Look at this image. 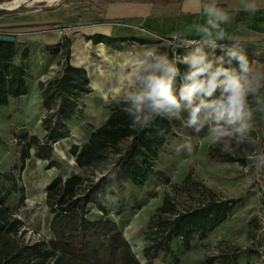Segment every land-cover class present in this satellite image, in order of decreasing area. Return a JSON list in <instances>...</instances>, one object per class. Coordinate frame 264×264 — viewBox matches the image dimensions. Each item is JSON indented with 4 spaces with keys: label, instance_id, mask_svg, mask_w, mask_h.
<instances>
[{
    "label": "rangeland",
    "instance_id": "1",
    "mask_svg": "<svg viewBox=\"0 0 264 264\" xmlns=\"http://www.w3.org/2000/svg\"><path fill=\"white\" fill-rule=\"evenodd\" d=\"M12 0L2 3L7 5ZM56 0L54 2H35L26 6L20 13L13 14L0 8V17L13 21L15 16H27L39 18L48 23L47 30H51L52 36L61 33V42L69 40L70 62L83 66L88 71L90 81H99L102 76L109 75L112 71L122 70L125 64L136 54L147 48H154L169 56L170 59L179 61L184 50L178 44L187 36L178 32V19L170 16L171 8L168 0H150L153 11L145 14V1L138 0ZM172 3H176L173 1ZM173 9V8H172ZM176 10V9H175ZM171 12V10H170ZM55 13V17H51ZM99 27L121 30V36H133L137 40L127 43L123 50H114L102 43L93 44L87 40L92 30ZM52 45H55L52 43ZM51 46V45H50ZM29 55V49L24 48ZM23 49V50H24ZM75 50L79 55H74ZM50 60L56 65L51 72L44 73L40 80L49 82L55 78L62 69L65 59L61 53L49 52ZM24 57V56H23ZM24 59V58H23ZM26 59V58H25ZM61 61L58 64V61ZM55 61V62H54ZM33 62H28V77L37 78L34 74ZM182 64L178 66L181 67ZM37 66V65H36ZM92 84V83H91ZM124 88L126 82L123 81ZM92 91L78 101V116L69 123L72 130L71 136L56 143L53 160L58 167H48V163L32 156L23 165L20 161V147L17 145V137L26 132L42 136L41 119L45 110L40 107L35 119L31 121L24 110V103L16 100L10 105L0 107V162L4 164L0 173H11L13 181L6 180L0 175V190L3 194L8 191L6 206L12 213L24 222L25 230L22 238L26 241L40 237L50 238L49 222L53 216L45 203V195L42 197L39 186L45 181H52L58 175L68 177L72 172L90 175L95 179L103 176V173L114 166L120 154H112L106 162L103 170L93 174L82 172L74 165L69 166L67 161L71 156L69 149L86 140L90 133L98 126L104 124L110 114V108L122 101L121 96L111 93L101 101L93 104L94 87ZM97 107V108H96ZM40 119V128L36 119ZM175 120V119H174ZM174 129L175 136L167 139L166 144L159 152V157L154 165L155 173L143 186H136L131 182L117 181L114 177L110 184L101 192L106 212L99 211L95 206H90L88 218L91 220L109 219L122 227L125 218L132 212L139 210L148 201H159L155 207L162 205L165 194L175 196L172 185L184 181L190 171L192 178L203 185L215 190L228 198H241L236 204L226 225V239L199 238L192 239L190 246L186 247L181 239L174 238L169 243L175 257L159 251L152 264H206L207 257L218 254L223 249L239 248L240 253L246 254L248 264H264V165L259 168L249 159L246 166L234 162H214L209 159L208 147L211 143L202 133L199 136L191 129L184 128L179 120ZM261 140V138L259 139ZM189 141L193 150L189 154L184 150L178 151V147ZM130 141L121 144L122 152L127 149ZM58 149V150H57ZM258 163L264 164V156ZM179 175L176 177V175ZM168 178V181L166 180ZM23 188L25 198L20 201ZM46 194V191H45ZM181 203L185 195L176 194ZM141 227L139 241L144 248L148 245L146 230L150 217ZM135 248V247H134ZM251 254L250 256L247 254ZM137 255V254H136ZM256 263L251 262L256 256ZM177 258V262H175ZM250 260V261H249ZM145 263L148 262L145 260Z\"/></svg>",
    "mask_w": 264,
    "mask_h": 264
},
{
    "label": "trees",
    "instance_id": "2",
    "mask_svg": "<svg viewBox=\"0 0 264 264\" xmlns=\"http://www.w3.org/2000/svg\"><path fill=\"white\" fill-rule=\"evenodd\" d=\"M7 0H0V3ZM93 44H104L114 50H123L127 43L142 42L127 37H111L104 34L88 36ZM15 42L0 41V106L28 93L27 71L14 63ZM69 40L48 47L52 54L61 53L65 59L59 74L49 82L40 81L45 114L42 128L45 135L26 132L17 137L20 147V161L24 165L34 156L49 161L48 167H58L53 160L54 144L71 136L70 122L78 116V101L92 91L88 71L83 66L70 62ZM253 61L264 63V49L240 46ZM219 55V52H217ZM27 56V52H23ZM61 61H58L60 64ZM183 66V65H181ZM126 107L122 101L110 108L106 122L96 127L86 141L73 145L69 154L78 169L93 174L103 170L112 154L120 157L103 176L98 179L72 172L68 177L56 176L46 187L45 203L53 216L49 222L50 238L40 237L26 241L22 238L24 222L6 206L8 191L0 190V264H142L130 243L122 234L118 224L109 219L88 218L90 206L106 212L101 192L117 181L131 182L143 186L155 173L154 165L167 139L175 136L176 120L156 116L147 127L133 128ZM257 150L264 149V139L259 140L256 130L252 132ZM130 141L122 152L121 144ZM252 147L241 146L233 152H224L221 146L210 144L208 156L214 162H231L246 166L252 154ZM8 181L14 182L11 173H0ZM190 171L184 181L172 185L175 196L165 194L162 205L150 217L146 230L148 245L143 256L148 264L163 251L175 257L169 243L179 238L186 247L197 235L207 234L222 224L233 212L241 198H228L215 190L195 181ZM168 181V178H166ZM20 201L25 198L20 189ZM184 194V202L177 200L176 194ZM240 249H223L218 254L207 257L206 264H238ZM177 262V258H175Z\"/></svg>",
    "mask_w": 264,
    "mask_h": 264
},
{
    "label": "clouds",
    "instance_id": "3",
    "mask_svg": "<svg viewBox=\"0 0 264 264\" xmlns=\"http://www.w3.org/2000/svg\"><path fill=\"white\" fill-rule=\"evenodd\" d=\"M241 6L250 13L258 10L256 0H241ZM202 11L207 19L195 28L199 38L178 44L185 49L179 61L147 48L125 64L117 77V83L126 82L124 111L133 128L162 116L179 120L197 136L203 133L224 152L251 146L250 159L259 168L264 149L257 150L252 121L254 111H264V71L253 68L238 42L221 43V25L229 16L215 0ZM177 150L190 154L193 145L184 141Z\"/></svg>",
    "mask_w": 264,
    "mask_h": 264
},
{
    "label": "crops",
    "instance_id": "4",
    "mask_svg": "<svg viewBox=\"0 0 264 264\" xmlns=\"http://www.w3.org/2000/svg\"><path fill=\"white\" fill-rule=\"evenodd\" d=\"M138 0H131L130 3L137 2ZM142 1V0H141ZM145 1V14L148 15V11H153V4L150 0ZM170 1L171 8L169 9V15L175 16L178 19V32L187 36L199 37L195 30L197 25H203L206 22L207 17L202 11V6L205 4H210L213 0H168ZM176 1V3H172ZM216 5L224 10L229 16L227 23L221 25L224 30L225 40L221 43L228 44L231 41L238 42L239 46H253L257 48L264 49V0H256L258 10L254 13L246 12L242 9L241 0H215ZM173 8V9H172ZM176 9V10H175ZM171 10V12H170ZM13 21H8L5 18L0 17V34H12L16 37L15 40V56L14 63L17 65H22L27 71L26 82L28 87V92L30 89L28 77V62H33L36 65L33 66L34 74H36L35 81L37 87L39 88V82L44 73L51 72V67L55 66L52 63L49 56L48 47L61 42V33L57 36H52V31L47 30L48 22L45 20H40L39 18H28L27 16H15ZM49 24V23H48ZM104 34L111 37H127L136 39L133 36H121V30L109 29L106 27H99L90 32L89 36L94 34ZM24 48L29 49V55L23 57ZM24 49V50H23ZM24 58V59H23ZM26 58V59H25ZM55 62V61H54ZM58 63V62H57ZM71 64H73L71 62ZM75 65V64H73ZM77 66V65H75ZM79 66V65H78ZM252 66L255 70L264 71V63L253 61ZM40 98L41 104L43 106L41 89ZM28 94V93H27ZM26 94V95H27ZM17 98H10V105L12 101L20 100L21 103H25L24 96ZM23 99V100H22ZM6 106V105H5ZM2 107V106H0ZM42 123V121H41ZM253 127L257 132L258 138L264 139V111H254L253 114ZM43 129V128H42ZM43 133L42 138L45 135L44 130H40ZM72 133V130H71ZM87 140V139H86ZM84 140V141H86ZM83 141V142H84ZM81 142V143H83ZM56 144H54L55 147ZM34 154V153H33ZM38 159V158H37ZM41 160V159H39ZM49 163L47 160H43ZM230 216L222 224H220L213 231L209 232L204 239H209V241H215L216 239H226V225L228 223ZM264 246V245H263ZM251 255V254H247ZM256 256V255H255ZM257 256L251 259V262L256 263ZM246 254L243 252L239 253L237 257L238 264H248ZM250 261V260H249ZM206 263V262H205Z\"/></svg>",
    "mask_w": 264,
    "mask_h": 264
},
{
    "label": "bare ground",
    "instance_id": "5",
    "mask_svg": "<svg viewBox=\"0 0 264 264\" xmlns=\"http://www.w3.org/2000/svg\"><path fill=\"white\" fill-rule=\"evenodd\" d=\"M36 0H12L7 4L8 8L11 10H20L24 9L26 6L32 4ZM56 0H46V2H54ZM45 2V1H44ZM35 3V2H34ZM55 13H51V17H55ZM74 55H79V53L75 50ZM54 67H51V70H53ZM121 70L112 71L109 75L102 76L99 81H92L91 85L94 87V102L93 104H98L103 101L108 94H112L115 96L122 95V91L126 88H124L123 81H120L117 83V77L119 75ZM29 92L26 96H24V110L25 115L33 121L35 119L36 113L40 109L41 104V98H40V91L37 87L35 79H29ZM23 100V99H22ZM97 108V107H96ZM36 123L39 125L40 128V119H36ZM58 150V149H57ZM39 160V159H38ZM67 164L69 166L74 165L75 162L73 158L70 156ZM4 164L0 162V168H3ZM179 175V173L176 175V177ZM51 182V181H50ZM49 181H45L40 184L38 187L41 191L42 197L45 195L46 187L50 183ZM159 204V201H148L145 203L139 210H136L132 213H130L126 218L125 222L121 227V230L123 231V234L127 237V239L130 241V243H133L134 252L137 254L138 258L145 263V258L142 253V246L137 232L138 228L139 230L141 227L145 224L146 220L151 216L153 213L155 207Z\"/></svg>",
    "mask_w": 264,
    "mask_h": 264
},
{
    "label": "water",
    "instance_id": "6",
    "mask_svg": "<svg viewBox=\"0 0 264 264\" xmlns=\"http://www.w3.org/2000/svg\"><path fill=\"white\" fill-rule=\"evenodd\" d=\"M44 1H46V0H36V1H34V2H44ZM34 2H32V3H34ZM0 8L1 9H3V10H6L7 12H10V13H13V14H18V13H20L23 9H20V10H11V9H9L8 8V6L7 5H5L4 3H0ZM15 40H16V37L14 36V35H12V34H0V41H5V42H15ZM81 144V143H80ZM80 144H78V145H80ZM74 160V159H73ZM138 230H139V228H138ZM138 230H137V232H138ZM121 232H122V234H123V231L121 230ZM124 235V234H123ZM125 236V235H124ZM138 237H139V234H138ZM125 238L127 239V237L125 236ZM128 240V239H127ZM128 242L130 243V241L128 240ZM130 245H131V247H132V249H133V251H134V247H133V243L131 244L130 243ZM137 256V255H136ZM137 258H138V256H137ZM139 259V258H138ZM139 261L143 264V262L139 259Z\"/></svg>",
    "mask_w": 264,
    "mask_h": 264
},
{
    "label": "built area",
    "instance_id": "7",
    "mask_svg": "<svg viewBox=\"0 0 264 264\" xmlns=\"http://www.w3.org/2000/svg\"><path fill=\"white\" fill-rule=\"evenodd\" d=\"M198 38H199V37L183 38V39H181L180 42H185V43H187V42H190V41L195 40V39H198ZM180 48L183 49V50L185 51V49H184L183 47H180ZM180 68H181V70H183L184 66H181ZM261 257L264 259V256H263V255H262Z\"/></svg>",
    "mask_w": 264,
    "mask_h": 264
}]
</instances>
